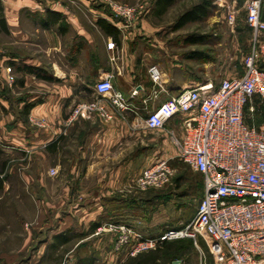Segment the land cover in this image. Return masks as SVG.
Masks as SVG:
<instances>
[{
  "label": "crops",
  "instance_id": "obj_1",
  "mask_svg": "<svg viewBox=\"0 0 264 264\" xmlns=\"http://www.w3.org/2000/svg\"><path fill=\"white\" fill-rule=\"evenodd\" d=\"M0 1L6 26V31L0 26V43L8 45L5 49L0 46V95L6 91L15 98L13 85L7 80V68L23 76L19 80L23 84L20 85L18 81L17 85L27 88L36 84L44 95L43 100L30 111L28 127L16 116V109L22 108L24 103L15 104L11 110L10 102L0 96V140L6 142L5 147L19 151L25 157L39 150L42 154L58 156L70 148L68 154L72 162L69 170L74 184L77 180H83L81 177L85 172L86 179L94 175L97 177V188L89 192L85 190L88 197L86 206L65 216L67 220L52 235L54 237L65 231L74 234L71 222L76 217L90 225L88 228L98 223L100 227L89 233L88 237L105 235L102 246L111 252L108 261L117 262L125 255L114 250L115 234L106 230L97 234L107 223H130L144 238H157L165 231L163 228L161 232L154 233L151 227L149 230L147 228L148 231L139 227L142 205L150 200L138 198L133 193L132 188L135 187H132L130 180L135 181L143 168L154 162L158 142L145 128L143 119L147 111L155 110L168 99V95L158 92L155 98L158 87L151 81L149 74L144 73L148 59L136 52V42L133 39L130 42L125 32L121 31V24L101 8L93 6L94 0H76L80 7L76 6L75 0H70L71 3L64 0ZM77 8L82 9L84 14H77ZM88 15L92 16V20L85 19ZM101 21L108 24L109 29L104 28ZM111 42L115 43L114 50L108 48ZM17 46H22L21 52L14 49ZM30 47H37L38 57L29 53ZM10 63L15 66L11 67ZM24 65L44 69L51 80L37 79L19 70ZM106 76L112 77L115 90L123 94L131 109L116 115L112 123H104L96 117L68 122L79 103L96 98L94 86ZM202 82L193 73H184L183 81L177 82L169 72H162L163 88L169 95ZM137 87H141L140 93L132 97L131 93ZM144 100H148L147 110ZM30 119L43 121L45 126L38 127ZM180 124V120H175L169 125L176 130L179 138L184 136ZM135 172H138L137 177L130 179L131 173ZM6 187L5 181L3 191ZM69 189L70 194L63 191L64 197L73 195L74 190L72 187ZM80 194L77 193L78 196Z\"/></svg>",
  "mask_w": 264,
  "mask_h": 264
},
{
  "label": "rangeland",
  "instance_id": "obj_2",
  "mask_svg": "<svg viewBox=\"0 0 264 264\" xmlns=\"http://www.w3.org/2000/svg\"><path fill=\"white\" fill-rule=\"evenodd\" d=\"M64 1L71 3L70 0ZM106 1L108 0H94L93 6L111 13ZM112 1L145 8L137 23L132 28L125 29L130 42L132 39L136 42V52L148 59L147 66L144 67L145 74H148L149 67L156 65L162 72H169L177 82L183 81L184 73H193L195 78L214 85H218L223 79L244 75V61L252 49V32L245 24L247 0H178L162 17L152 14L155 0ZM204 1L210 3L209 15L204 20L188 23L176 30L178 19ZM76 3L80 7L79 2ZM233 7L236 22L231 26L227 19ZM75 10L77 14H84L82 9ZM85 19L92 20V16L88 15ZM194 36L200 38V43L189 45L187 41ZM0 44L4 49L8 46ZM21 48L22 46H17L14 49L21 52ZM192 52H201L202 57L191 59L189 57ZM29 53L35 57L39 55L37 47H30ZM11 75L14 78V99L35 96L38 102L39 99L43 100V91L39 86L32 84L23 88L17 85L23 76L17 71L11 72ZM150 134L158 142V152L153 161L168 160L173 176L163 189L138 193L132 188L138 198L150 200L142 205L139 227L146 230L151 227L154 233L161 232L163 228L180 230L196 215L203 196V178L177 157L169 134ZM5 143L0 140L1 150L6 151L3 152L1 161H7L2 175L7 187L0 194V264H77L79 259L85 258H94L95 264H137L132 260L139 257L143 262L151 261L156 264H213L204 235L197 236L196 245L192 239H176L168 241L167 246L163 243L134 258L126 255L111 263L108 261L111 252L102 246L105 235L88 237L90 225L82 223L77 217L71 222L74 235L85 236L74 239L70 245L58 250L50 248L53 243L52 234L67 220L65 216L86 206V191L96 190L97 177L94 175L86 179V173L82 177L80 173L79 177L83 180H77L74 184L69 170L72 162L68 154L71 151L69 147L58 156L42 154L39 150L25 157L21 152L5 147ZM137 174L138 172L131 173L130 179L134 180ZM133 182L130 180L132 187ZM69 186L74 190L73 195L64 197V190L70 194ZM79 192L81 194L78 196ZM127 225L134 229L132 224Z\"/></svg>",
  "mask_w": 264,
  "mask_h": 264
},
{
  "label": "built area",
  "instance_id": "obj_3",
  "mask_svg": "<svg viewBox=\"0 0 264 264\" xmlns=\"http://www.w3.org/2000/svg\"><path fill=\"white\" fill-rule=\"evenodd\" d=\"M106 4L124 33L145 11L112 0ZM245 22L252 32V49L244 61V75L223 79L218 85L198 83L175 95L163 88L162 71L153 65L148 74L168 99L143 119L150 132H166L177 157L203 178V196L194 219L180 230L166 229L157 238H144L127 224L111 222L97 231L113 232L117 253L129 246L128 256L139 254L176 239L204 235L213 264H264V0L246 1ZM228 24L235 25L233 7ZM110 50L115 43L108 44ZM8 82L14 83L12 69H6ZM96 98L79 103L68 122L96 117L112 123L131 107L123 94L115 90L111 76L94 86ZM141 87L132 91L135 97ZM148 100H144L147 110ZM180 120L184 136L179 138L170 123ZM38 127L43 121L30 119ZM179 127V128H180ZM173 170L168 160L147 164L134 181L137 191L163 189L171 182ZM204 264V263H200Z\"/></svg>",
  "mask_w": 264,
  "mask_h": 264
},
{
  "label": "trees",
  "instance_id": "obj_4",
  "mask_svg": "<svg viewBox=\"0 0 264 264\" xmlns=\"http://www.w3.org/2000/svg\"><path fill=\"white\" fill-rule=\"evenodd\" d=\"M178 0H156L155 2V10H154V15L157 17H162L163 15L166 14V12L169 10V8H171L175 2ZM209 10H210V3L208 1H204L200 4L195 5L191 10L187 11L186 13H184L179 19L178 22L176 24V30H180L182 29L185 25H187L188 23L191 22H197L200 20H204L208 15H209ZM104 12L111 17L114 21L120 23V21L118 19H115L111 13H109L108 11L104 10ZM3 7H2V3L0 1V26L2 28L3 31H6V26H5V22L3 17ZM101 25H103L104 28L109 29V25L106 24L104 21L100 22ZM246 24V23H245ZM247 25V24H246ZM248 27V26H247ZM111 29H113L112 27H110ZM250 30V29H249ZM251 31V30H250ZM110 33V32H109ZM197 36H194L193 38H190L187 43L189 45H196L200 43V38L197 39ZM114 38L116 39L117 36L116 34L114 35ZM202 57V53L201 52H192V54L190 55L189 58L191 59H198ZM11 67L15 66L14 63H10ZM19 70L25 72L26 74H30L35 76L37 79H41V80H51V78L47 75V73L44 71V69L38 68V67H29L27 65H24L23 67H20ZM7 82V80H6ZM20 85L23 84L22 81H19ZM0 96H2V98L6 99L7 101L10 102V108L11 110L13 109L12 107L15 104H19L21 102L24 103L23 107L20 109H16V116H17V120L22 121L24 123L25 126H27L28 124V116L30 111L38 104L42 101V99H39V102L35 99V97H33V99H23V98H18L16 100H13V98L6 93V91H4ZM28 127V126H27ZM51 151H53V148L50 147L49 148ZM1 156H3V151L0 148V194L3 191L4 188V182L6 181L5 178H2V175L5 173V169L7 167V161H1ZM100 227V224H93V226L90 228L89 232L87 233V235L89 233H93L97 228ZM83 236H85V234H82L81 236H77L74 235L73 233H71V231H65L64 233L55 235L52 238V245L50 246V248L54 249V250H58L60 247H65L71 244L72 241H74V239L76 238H82ZM115 243V241H114ZM169 244V242H165L163 245L167 246ZM128 249L129 246L126 247L125 249L122 250V253L126 256L128 255ZM132 262H136L137 264H156L155 262H143L141 260V258L139 257L138 259H134L132 260ZM77 264H95V259L94 258H85V259H79Z\"/></svg>",
  "mask_w": 264,
  "mask_h": 264
}]
</instances>
